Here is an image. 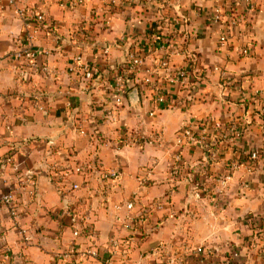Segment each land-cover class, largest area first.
I'll return each instance as SVG.
<instances>
[{
	"label": "crops",
	"instance_id": "obj_1",
	"mask_svg": "<svg viewBox=\"0 0 264 264\" xmlns=\"http://www.w3.org/2000/svg\"><path fill=\"white\" fill-rule=\"evenodd\" d=\"M236 1L87 0L69 10L56 0H18L19 6L45 15V24L26 28L8 0H0V161L10 156L18 165L0 173V196L18 187L25 173L34 180V196L16 193V222L0 207V237L8 248L7 253L0 249V264H98L109 256L105 246L112 237H131L128 258L140 264L181 256L183 264L201 259L264 264V228H252L253 217L264 227V156L255 162L248 158L264 146V110L258 104L264 94V0H252L253 9ZM216 7L242 19L224 45L219 43L224 23L212 21ZM175 16L184 22L173 26ZM244 25L253 40L249 57L240 54ZM150 29L168 39L178 30L173 39L179 54L171 63L176 68L190 61V78L170 87L168 105L160 108L141 98L132 101L130 91L118 110L111 111L115 122H109L112 76L123 65L129 45L147 44ZM27 44L41 53L38 63L48 65L53 76L32 73L12 59ZM76 56L94 71L91 81L83 83L68 73ZM67 101L74 103L73 110L66 108ZM199 122L212 134L214 158L194 147L180 151L174 146L179 131ZM125 130L160 137L161 144L125 146ZM225 132L228 142L221 138ZM178 152L181 161L176 163ZM94 161L122 173L106 206L100 194L89 197L84 189L65 193L48 170L49 165ZM234 161L241 165L217 192L218 178ZM141 176L147 178L146 187H139ZM68 183L83 179L74 176ZM197 185L209 193L201 194ZM134 196L136 209L128 212L122 205ZM65 205L88 215L94 237H73L61 216ZM114 205L122 207L116 210ZM129 217L136 218L132 224L139 225L137 232L125 227ZM94 249L99 251L96 260L87 255ZM207 251L213 253L206 256ZM6 255L9 260L3 262Z\"/></svg>",
	"mask_w": 264,
	"mask_h": 264
},
{
	"label": "built area",
	"instance_id": "obj_2",
	"mask_svg": "<svg viewBox=\"0 0 264 264\" xmlns=\"http://www.w3.org/2000/svg\"><path fill=\"white\" fill-rule=\"evenodd\" d=\"M150 1V0H147ZM60 7L64 9H75L82 7L86 4L87 0H56ZM8 4L12 6L18 17L23 21L26 28H34L35 26L43 25L46 23L45 15L42 11L36 8H25L18 5V0H8ZM237 6L244 5L248 9H253L254 4L252 0H237ZM212 21L215 24L224 23L225 33L220 36L219 43L221 45L226 44L228 36L231 30L242 24V19L234 11L230 13L222 11L220 7H216L213 11ZM173 26L181 25L184 22L183 17H172ZM178 30L173 29L172 38H163L161 34L154 33L148 37L147 44L140 46V43L129 45L126 57L123 65L112 76V89L114 104L112 109L106 114V119L109 122H115V117L111 111L118 110L124 97L127 93L133 90H137L138 99L143 101H149L152 107H163L168 105V93L170 87L184 85L190 78L192 70L190 69V61L186 65L181 67H174L171 63V59L174 55H178L176 43L174 42L173 35H176ZM35 33V31H34ZM33 33V35H34ZM240 37L242 46L240 48V54L243 57H249L252 49V36L251 30L247 26H243L240 31ZM33 36L29 35L31 40ZM122 39L121 42H124ZM108 50L104 49L103 54L107 55ZM41 53L33 48L32 45L27 44L18 48L13 54L12 59L19 63L23 68L26 67L32 73H42L47 76H53L54 73L48 65H40L38 63V56ZM45 54V53H44ZM67 71L69 74L76 75L81 79L83 83L89 82L93 79L94 71L92 68L85 64L81 56H76L71 64L68 66ZM220 72V71H219ZM222 76L224 72H220ZM161 79V81H159ZM261 108L264 110V94L259 97ZM68 110H73L75 105L72 101H67L65 104ZM39 111H44L42 106L38 107ZM79 134L84 136L86 134L84 125L78 124ZM231 131H235L232 129ZM223 140L228 142L231 138L228 137V133L225 132L222 137ZM232 141V140H230ZM233 142V141H232ZM121 143L125 146L130 145H142V144H156L160 145V137H146L143 134L135 130H125L121 136ZM174 146L180 151L184 148H197L202 153L207 154L209 158H214L216 152L212 147V134L204 122L191 124L184 127L179 131L174 139ZM260 156H264V148L261 150H254L249 153V160L255 162ZM175 162L181 161V152H178L175 156ZM241 164L238 161H234L230 164L228 173L218 178L217 187L215 190L221 192L225 189L228 180H230L231 174L239 168ZM8 167L18 169V165L10 156H4L0 161V173L2 174ZM49 169L56 176L55 180L60 188L66 192H75L84 189L89 197L95 194H100L103 204L106 206L112 200L114 188L118 185L122 173L118 170H107L97 161L94 162H78V163H66L61 166L49 165ZM177 173V171H175ZM74 176H80L83 179V183H68ZM23 182L16 188L10 189L7 193L0 196V207H5L7 215L12 222H16L19 218L20 209L18 205V199L16 193L21 190L25 191L29 197L34 196V180L30 173L23 175ZM22 178V177H21ZM139 187L147 186V178L144 176L138 177ZM197 190L203 195L209 193V189L204 185H197ZM137 197L122 205L128 212L136 209ZM122 206L114 205L116 210H119ZM156 208H161V205L157 204ZM139 214V213H138ZM62 218H65L68 222V226L72 230L74 238L85 234L87 236L94 237V229L92 227V221L88 218V215L79 213L72 205H65L61 213ZM140 221V214L135 215ZM129 223H125V227L133 232L138 231L139 225L132 224L136 218L129 217ZM264 219V218H263ZM142 221V219H141ZM140 223V222H139ZM252 223L258 225L259 218L253 217ZM23 236L24 242L28 241L26 232L20 231ZM132 238H128L123 241L117 238H110L105 248L108 250V257L100 260L98 264H140L138 262H132L128 258L130 251V243ZM0 249L7 253L8 248L4 243V238L0 237ZM216 251V250H215ZM264 257V248L262 249ZM71 255L74 253V249L70 250ZM212 251L205 252L206 256L211 255ZM87 255L93 260L99 257V251L97 249L88 251ZM235 256V255H233ZM69 255H65L64 258H68ZM9 260L8 255L5 256L3 262ZM229 264V261L225 262ZM145 264H183L182 256L180 258H168L165 260L155 259ZM198 264H216L208 262V260H199Z\"/></svg>",
	"mask_w": 264,
	"mask_h": 264
},
{
	"label": "trees",
	"instance_id": "obj_3",
	"mask_svg": "<svg viewBox=\"0 0 264 264\" xmlns=\"http://www.w3.org/2000/svg\"><path fill=\"white\" fill-rule=\"evenodd\" d=\"M153 26H154V25H153ZM150 28H151V29H154V27H152V26H151ZM151 29H150V32H149L150 35H152V34L155 33V31H154V30H151ZM254 96H255V95H254ZM257 100H258V99H257ZM258 104H260V101H259V100H258ZM263 114H264V113H263ZM262 148H264V146L260 147V148L257 149V150H261ZM248 156H249V154H248ZM260 157H261V156H260ZM260 157H258V158L256 159V161L259 160ZM252 228H253L254 230H259V229H260V230H263L264 227H263V224L259 223L258 225H254V224H252Z\"/></svg>",
	"mask_w": 264,
	"mask_h": 264
},
{
	"label": "water",
	"instance_id": "obj_4",
	"mask_svg": "<svg viewBox=\"0 0 264 264\" xmlns=\"http://www.w3.org/2000/svg\"><path fill=\"white\" fill-rule=\"evenodd\" d=\"M129 98L132 100V101H138V92L137 90H133L129 93Z\"/></svg>",
	"mask_w": 264,
	"mask_h": 264
}]
</instances>
